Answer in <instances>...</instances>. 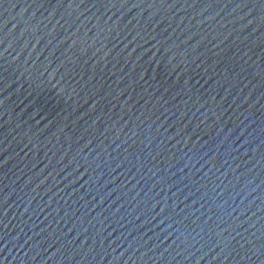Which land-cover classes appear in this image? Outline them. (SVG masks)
Instances as JSON below:
<instances>
[{
    "label": "water",
    "instance_id": "obj_1",
    "mask_svg": "<svg viewBox=\"0 0 264 264\" xmlns=\"http://www.w3.org/2000/svg\"><path fill=\"white\" fill-rule=\"evenodd\" d=\"M0 264H264V0H0Z\"/></svg>",
    "mask_w": 264,
    "mask_h": 264
}]
</instances>
